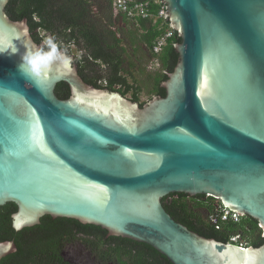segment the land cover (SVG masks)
Returning <instances> with one entry per match:
<instances>
[{
	"label": "water",
	"instance_id": "95a60500",
	"mask_svg": "<svg viewBox=\"0 0 264 264\" xmlns=\"http://www.w3.org/2000/svg\"><path fill=\"white\" fill-rule=\"evenodd\" d=\"M181 39L164 98L143 107L74 72L18 71L27 22L0 0V207L13 228L44 216L145 244L171 264L244 260L240 249L174 221L170 194L220 200L255 219L264 237V0H161ZM30 34V32H29ZM35 43L30 34V41ZM36 44V43H35ZM59 83L70 97L59 100ZM253 248V247H251ZM257 264H264V243ZM0 243V261L15 252Z\"/></svg>",
	"mask_w": 264,
	"mask_h": 264
},
{
	"label": "trees",
	"instance_id": "16d2710c",
	"mask_svg": "<svg viewBox=\"0 0 264 264\" xmlns=\"http://www.w3.org/2000/svg\"><path fill=\"white\" fill-rule=\"evenodd\" d=\"M112 1L9 0L5 13L11 21L25 20L37 45L43 41L41 34L47 38L54 35L69 55L73 49L77 72L84 83L122 97L131 94L132 103L139 104L140 94L133 75L135 63L142 59L156 61L158 70L150 96L164 98L163 84L179 61L176 46L181 43L180 37L175 32L160 54L155 55L154 41L168 29V20H128L124 15L115 16ZM137 1L148 2L149 13L156 15L159 5L154 0ZM54 94L59 100H66L70 97V88L66 83H59ZM204 198L170 194L161 203L174 221L203 238L243 248H258L264 243L262 229L249 216H242L237 223H222L217 230L209 220L213 199ZM16 211L13 203L0 207V243L12 242L16 249L0 264H67L61 253L70 244L81 245L101 264H148L149 257L160 258L159 264L168 263L150 246L109 236L100 227L73 219L44 216L38 225L16 231L12 222Z\"/></svg>",
	"mask_w": 264,
	"mask_h": 264
},
{
	"label": "clouds",
	"instance_id": "9594fccd",
	"mask_svg": "<svg viewBox=\"0 0 264 264\" xmlns=\"http://www.w3.org/2000/svg\"><path fill=\"white\" fill-rule=\"evenodd\" d=\"M22 36L25 43V50L22 54L19 49L9 51L10 55H20V63L18 64V71L21 75H25L24 69L27 68V73L36 79H40L52 72H57L65 75L72 74L73 57L68 54L67 48L52 35L43 40L41 44L28 43L30 41V34L26 26H23ZM0 52V55H4ZM244 255V260L233 259L231 256L226 257L225 264H257V257L261 254L260 249L247 248L239 250Z\"/></svg>",
	"mask_w": 264,
	"mask_h": 264
},
{
	"label": "built area",
	"instance_id": "2783aa9c",
	"mask_svg": "<svg viewBox=\"0 0 264 264\" xmlns=\"http://www.w3.org/2000/svg\"><path fill=\"white\" fill-rule=\"evenodd\" d=\"M154 2L159 5V9L156 15L149 13V3L148 2H139L137 0H113L112 1V12L113 15H124L128 20H137V19H150L154 20L163 19L167 20L166 7L161 0H154ZM175 34V31L168 27L163 35L158 37L153 44L152 52L155 55L160 54L162 49L166 46L168 39L172 38ZM213 211L209 216L210 223L218 230L221 227L222 223L227 222H239L242 215L232 211L225 207L220 200L212 198ZM233 239V241H235Z\"/></svg>",
	"mask_w": 264,
	"mask_h": 264
},
{
	"label": "rangeland",
	"instance_id": "374dc122",
	"mask_svg": "<svg viewBox=\"0 0 264 264\" xmlns=\"http://www.w3.org/2000/svg\"><path fill=\"white\" fill-rule=\"evenodd\" d=\"M127 28L128 27H126V29ZM41 36L43 37V40L47 39V37L44 34H41ZM71 56L74 59L75 51L73 49L71 52ZM72 67H73V64H72ZM135 70L133 72L134 79H135L137 87H139L140 89L139 104H145L152 99V96H150V91H151V86L153 84L154 76L158 70V64L156 61H153L150 59L149 60L142 59L140 62L135 63ZM140 70H141V73H139ZM131 98H132L131 94H128L126 97H124V99L128 101H130ZM205 200L209 201L207 197L205 198Z\"/></svg>",
	"mask_w": 264,
	"mask_h": 264
},
{
	"label": "flooded vegetation",
	"instance_id": "af4514ba",
	"mask_svg": "<svg viewBox=\"0 0 264 264\" xmlns=\"http://www.w3.org/2000/svg\"><path fill=\"white\" fill-rule=\"evenodd\" d=\"M73 66L77 69L74 59H73ZM61 256L65 261V263L67 264H101L99 262H96L95 258L92 257L90 252L86 251V249L79 244L68 245L66 249L61 253ZM159 259L157 257L154 260V257L153 259L149 257L147 262L148 264H159L160 262ZM108 264H112V263H108ZM162 264H171V263L169 261L168 263L166 261H163Z\"/></svg>",
	"mask_w": 264,
	"mask_h": 264
}]
</instances>
